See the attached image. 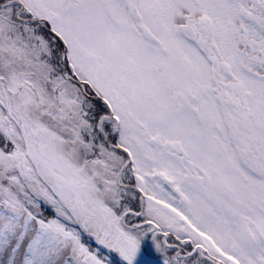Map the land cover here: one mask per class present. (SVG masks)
Wrapping results in <instances>:
<instances>
[{
    "label": "snow or ice",
    "instance_id": "6c2138e0",
    "mask_svg": "<svg viewBox=\"0 0 264 264\" xmlns=\"http://www.w3.org/2000/svg\"><path fill=\"white\" fill-rule=\"evenodd\" d=\"M0 264H264V0H0Z\"/></svg>",
    "mask_w": 264,
    "mask_h": 264
}]
</instances>
